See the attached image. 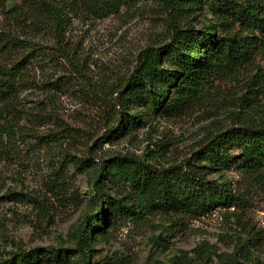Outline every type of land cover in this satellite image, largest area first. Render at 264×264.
<instances>
[{
    "label": "rangeland",
    "instance_id": "374dc122",
    "mask_svg": "<svg viewBox=\"0 0 264 264\" xmlns=\"http://www.w3.org/2000/svg\"><path fill=\"white\" fill-rule=\"evenodd\" d=\"M64 1L73 6V11L64 6L71 17L64 45L69 58L57 50L49 25L32 31L24 16L22 22L10 19L8 11L20 6L19 0H0V32L30 39L46 52L40 64L30 65L18 96L0 107L5 113L0 126L14 119L21 128L13 145L4 141L0 147V245L9 249L76 246L91 195L87 177L64 162L66 153L76 160L90 150L95 162L123 154L143 157L158 168L184 166L211 134L231 125L264 124L261 53L236 75L217 81L210 95L183 115L153 120L133 136L103 142L109 123L96 94L98 83L128 78L139 52L168 38L171 17L163 0H128L118 13L102 18L76 0ZM203 21L200 14L190 23L200 27ZM225 177L235 193H246L243 206L219 207L186 222L165 214L141 222L112 216L108 233L94 245L102 262L230 264L235 255L239 264H252L250 258L264 264V188L248 186L235 170L210 175Z\"/></svg>",
    "mask_w": 264,
    "mask_h": 264
},
{
    "label": "trees",
    "instance_id": "16d2710c",
    "mask_svg": "<svg viewBox=\"0 0 264 264\" xmlns=\"http://www.w3.org/2000/svg\"><path fill=\"white\" fill-rule=\"evenodd\" d=\"M19 1L20 6L8 11L10 19L22 22L24 16L25 26L32 31L49 25L57 50L69 58L64 45L71 18L65 7L73 11L70 2ZM76 1L98 18L118 13L128 2ZM163 1L171 17L168 38L141 50L133 72L125 80L111 83L102 79L98 83L96 94L109 123L103 142L114 143L133 136L153 120L183 115L205 100L217 81L236 75L264 53V0ZM200 14L205 16L200 27L190 23ZM45 53L30 39L11 31L0 32V107L18 96L27 84L30 65L40 64ZM2 108L0 122L5 114ZM9 123L0 126L1 148L4 141L13 145L21 131L14 119ZM88 153L81 160L66 153L68 158L64 159L87 177L85 186L91 195L88 210L77 228L76 246L15 245L9 249L0 245V264H73L76 259L82 264H101L94 245L96 238L108 233L112 216L119 221L141 222L150 215L165 214L186 222L219 207L243 206L246 193H235L226 177L211 179L214 173L235 170L244 176L248 186L264 188V124L231 125L211 134L184 166L158 168L143 157L123 154L101 158L99 163L93 161L90 150ZM12 195L22 199L21 193ZM230 262L240 263L235 255L230 256Z\"/></svg>",
    "mask_w": 264,
    "mask_h": 264
}]
</instances>
